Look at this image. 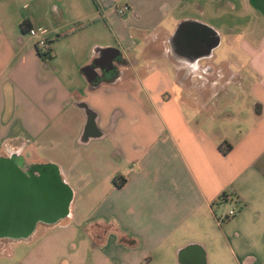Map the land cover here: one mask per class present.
<instances>
[{
  "label": "crops",
  "instance_id": "0c3cea01",
  "mask_svg": "<svg viewBox=\"0 0 264 264\" xmlns=\"http://www.w3.org/2000/svg\"><path fill=\"white\" fill-rule=\"evenodd\" d=\"M243 1L55 0L52 21L19 22L48 31V62L0 15V158L54 165L73 193L65 218L0 243L40 237L48 264H264V21L242 27ZM96 28L119 45L105 74Z\"/></svg>",
  "mask_w": 264,
  "mask_h": 264
},
{
  "label": "water",
  "instance_id": "95a60500",
  "mask_svg": "<svg viewBox=\"0 0 264 264\" xmlns=\"http://www.w3.org/2000/svg\"><path fill=\"white\" fill-rule=\"evenodd\" d=\"M206 38L213 36L209 52L219 45V38L215 31L207 29ZM217 36V37H216ZM209 41V39H208ZM120 51L109 48L102 50V58L106 61L108 71L113 70L114 61ZM98 63V61H97ZM96 63V64H97ZM105 69V67H101ZM91 73H88L90 72ZM90 81L96 78L92 68L86 70ZM24 159L20 155H11L9 158H0V238L20 236V228L26 227V236L34 229V225H18L20 219L28 217L30 221L42 218L50 225L56 224L65 218L70 209L73 193L70 187L60 176L54 165L24 167ZM38 171L40 177L33 176ZM41 191L44 195V211L41 210Z\"/></svg>",
  "mask_w": 264,
  "mask_h": 264
},
{
  "label": "rangeland",
  "instance_id": "374dc122",
  "mask_svg": "<svg viewBox=\"0 0 264 264\" xmlns=\"http://www.w3.org/2000/svg\"><path fill=\"white\" fill-rule=\"evenodd\" d=\"M54 1L55 0H0V15L2 17L1 19L3 20V25H7L14 28L16 27L21 33L20 23L26 21L27 18H31L34 21H37V19L38 21H52V17H50V13H48L47 11H50L48 10V8H51V4ZM244 2L245 0L243 1V3H240L238 5L239 15L241 16L240 25L244 28H249L252 24H258V20L263 24L264 0H253V4L254 6H256V8L253 6H247ZM239 15L236 16L238 17ZM117 16L120 19H123L124 17L121 16L119 13ZM7 20H10V22L7 23ZM73 20L74 18L68 16V20L66 22H72ZM47 27L49 30H51L53 26L47 25ZM71 27H74V25L72 24ZM111 32L112 31L106 28H96L94 32L90 30L88 33L92 37H94L97 42L103 44H97V46H106V48L118 47L119 45L117 44L115 36ZM22 35H24L27 40H30L31 36L27 34ZM259 41H262V39H259ZM139 44H141V42H139ZM56 53L58 55V64L62 67L64 66V70H66L68 73H73V62L68 57L64 49L60 48L58 49V52L56 51ZM39 240L40 237H35L30 241L26 242L0 243V264H48V261L51 258V254H49L46 246H42L40 250H33L36 248ZM24 256H28L29 258L25 260ZM57 260L58 262H60L62 259L60 258ZM57 260L54 259V261Z\"/></svg>",
  "mask_w": 264,
  "mask_h": 264
},
{
  "label": "built area",
  "instance_id": "2783aa9c",
  "mask_svg": "<svg viewBox=\"0 0 264 264\" xmlns=\"http://www.w3.org/2000/svg\"><path fill=\"white\" fill-rule=\"evenodd\" d=\"M128 12H129V8L127 6H123L119 8L118 10V13L121 16H125ZM47 32L48 31L44 29H38V30L30 29L29 30V34L31 35V37L37 38L38 46L43 48L44 50H46L47 43H48L47 38H46ZM220 200L222 203L232 202V203L237 204L238 206H241V202L235 196L223 195L220 198ZM238 212H239V209L237 208L231 209L226 217L217 219L218 225H222L223 223L231 220L233 217L237 215Z\"/></svg>",
  "mask_w": 264,
  "mask_h": 264
},
{
  "label": "trees",
  "instance_id": "16d2710c",
  "mask_svg": "<svg viewBox=\"0 0 264 264\" xmlns=\"http://www.w3.org/2000/svg\"><path fill=\"white\" fill-rule=\"evenodd\" d=\"M22 27H29V23L28 22H25L23 23ZM47 46H48V43H47ZM52 50L51 49H48L46 48V52L43 53V54H40L39 53V56L41 57V59L44 61V62H48V61H51L53 59H55V56L52 55ZM125 179L124 178H117L114 180V186L118 189L122 188L125 184Z\"/></svg>",
  "mask_w": 264,
  "mask_h": 264
},
{
  "label": "flooded vegetation",
  "instance_id": "af4514ba",
  "mask_svg": "<svg viewBox=\"0 0 264 264\" xmlns=\"http://www.w3.org/2000/svg\"><path fill=\"white\" fill-rule=\"evenodd\" d=\"M117 60V59H116ZM101 67H105V69H104V71L102 72L103 74H105V72H108V69H107V64H106V61L105 60H103V58L101 57V59H99L98 60V63L94 66V68H96V69H101ZM26 227L25 228H23L22 226H21V228H20V231H19V233H20V235L22 236V237H25L26 235ZM13 237V236H12Z\"/></svg>",
  "mask_w": 264,
  "mask_h": 264
}]
</instances>
